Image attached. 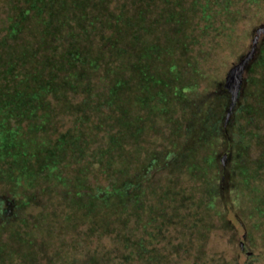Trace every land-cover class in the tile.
Instances as JSON below:
<instances>
[{"label": "rangeland", "instance_id": "rangeland-1", "mask_svg": "<svg viewBox=\"0 0 264 264\" xmlns=\"http://www.w3.org/2000/svg\"><path fill=\"white\" fill-rule=\"evenodd\" d=\"M60 2L57 33L40 8L0 42L6 60L30 40L39 58L75 48L88 63L64 85L59 65L57 93L25 121L0 115L18 131L9 147L0 133V264H264V36L235 100L226 81L264 0ZM16 6L0 0V41ZM19 65L18 80L42 68Z\"/></svg>", "mask_w": 264, "mask_h": 264}, {"label": "trees", "instance_id": "trees-1", "mask_svg": "<svg viewBox=\"0 0 264 264\" xmlns=\"http://www.w3.org/2000/svg\"><path fill=\"white\" fill-rule=\"evenodd\" d=\"M23 2H25V6H16L18 12L14 17L15 19L13 18L12 22L7 26L6 34L4 35V37L7 36L10 39L12 38L14 40H22L23 37L20 36V33L24 31L26 21L35 19L34 16L38 15L37 10L40 8L44 9L43 12H45V14L40 17L41 20L40 18L37 19V24L42 23L44 25L45 30L43 31V33H45V35L47 36H52L57 33L56 30L58 31V26L56 27L55 23L56 20L59 21V14L64 10L63 3L60 2V0H23ZM31 11H36V14L33 15ZM34 29L35 28H33V30ZM4 37L0 42H3L7 38ZM26 45H31V41L24 40L22 43L23 48L20 52L18 50H12V52L8 51L7 55L9 56L7 60L6 55L0 53V115H3L5 120V114H11L13 116L20 115L23 117L21 118L22 121H25L26 117L23 116L25 112H30L32 110L41 108L50 93H57L58 90H53V86L55 85V83H57V75L54 72L55 69H58L59 65H65V60L68 62L71 70H69L68 75L60 81V85L68 84L71 77L81 74L79 71H77V69L85 67L88 64L86 58L82 56L83 52H81V50L79 49H72L65 55V60H61L60 62L56 60L52 55H44L42 56V58H39L37 56V51L34 48H31V46L25 48L24 46ZM19 64H28L31 66L37 64V66L42 65V68L39 69L38 67H36L33 73L27 70L28 72L25 74V78L18 80V74L14 75L13 77L11 73L13 70L12 68L20 66ZM90 65H93V63L91 62ZM48 68H52L54 70L51 72V74L48 72L49 76L47 77V74H45V70ZM4 105L7 109L6 111H2ZM1 128H3L4 130H1L0 133H2V136L4 138L3 140L9 147L7 134L10 133L12 135V133L15 134L18 131H16L15 129L7 130V128H5L4 122H0V129ZM78 133L79 130L69 132V141L71 140V145H75L74 143H78L79 147V145H81L79 144L81 142V136H77ZM80 133L84 134V132ZM12 139L14 143L12 147H14L16 146L14 142L15 138ZM30 140L34 141L31 138ZM65 140L66 139L62 138V144H66L64 142ZM114 142L115 139L113 137H110V144H113ZM3 147V145L0 146L1 149ZM71 149H73V146L71 147ZM79 151L81 152L80 148ZM108 193L102 197L95 195V199L93 200H99L100 202H104V204L108 205L110 199V196L108 195L113 194ZM115 194L119 196V203L120 205H122V209L126 213H128L127 211L129 209L135 208V194L128 193L126 186L118 187L115 190ZM131 213H134V211L130 212V214Z\"/></svg>", "mask_w": 264, "mask_h": 264}, {"label": "water", "instance_id": "water-1", "mask_svg": "<svg viewBox=\"0 0 264 264\" xmlns=\"http://www.w3.org/2000/svg\"><path fill=\"white\" fill-rule=\"evenodd\" d=\"M263 36L264 26L256 30V36L251 51L244 58H242L238 64L234 65L233 68H231V70L227 74L226 81L228 86L232 90L233 100H235L239 94L241 85L243 83V74L246 70H248L250 64L255 58L257 45L261 41Z\"/></svg>", "mask_w": 264, "mask_h": 264}]
</instances>
